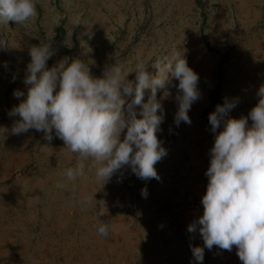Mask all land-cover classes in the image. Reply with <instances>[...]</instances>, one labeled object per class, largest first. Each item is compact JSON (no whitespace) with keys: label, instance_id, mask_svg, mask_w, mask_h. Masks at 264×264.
I'll return each instance as SVG.
<instances>
[{"label":"rangeland","instance_id":"obj_1","mask_svg":"<svg viewBox=\"0 0 264 264\" xmlns=\"http://www.w3.org/2000/svg\"><path fill=\"white\" fill-rule=\"evenodd\" d=\"M34 2V18L0 25V264H198L191 245L203 247L204 241L187 229L203 214L215 142L209 115L226 99L237 101L229 113L237 118L258 103L264 0ZM39 44L53 50L49 67L79 58L96 77L114 63L130 72L137 57L155 75L157 58L184 54L200 77L201 98L190 109L191 124L177 126L179 81L157 90L165 114L157 135L167 151L155 165L159 180H142L125 168L103 184L85 161L84 175L68 181L63 173L75 167L78 154L55 130L50 142L34 129L12 133L18 117L9 111L20 102L13 93L20 89L26 97L29 50ZM128 79L134 81L135 73ZM150 95L146 90L145 102ZM101 221H110L107 238L98 235ZM236 253L235 246L205 247L202 264H242Z\"/></svg>","mask_w":264,"mask_h":264},{"label":"clouds","instance_id":"obj_2","mask_svg":"<svg viewBox=\"0 0 264 264\" xmlns=\"http://www.w3.org/2000/svg\"><path fill=\"white\" fill-rule=\"evenodd\" d=\"M36 15L34 0H0V25L10 21L22 25ZM53 54L50 45L30 47L24 80L27 95L15 90L13 95L20 102L9 111L10 117H18L12 133L20 135L34 129L50 142L55 130L65 148L78 154L75 167L63 173L68 181L84 175L85 161H91L96 179L103 184L125 168L142 180H159L155 165L167 151L157 135L165 115L157 90L165 88L171 79L179 81L174 118L177 126L182 121L191 124L190 109L201 98L200 77L184 54L176 51L170 57L157 58L155 75L137 57L132 71L114 63L100 77L93 76L79 58L65 57L49 67L47 62ZM132 72L134 81L128 79ZM148 89L151 95L145 102ZM257 96L258 103L247 116H230L237 101L228 99L209 115L215 142L205 173L208 184L201 200L203 214L187 229L193 234L198 231L204 241L203 247L191 245L198 264L203 262L204 248L212 250L214 246L226 251L235 246L242 264H264V84ZM57 187L64 185L58 183ZM141 194L146 198L147 189ZM110 226V221H101L98 235L107 238Z\"/></svg>","mask_w":264,"mask_h":264}]
</instances>
